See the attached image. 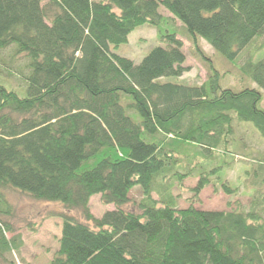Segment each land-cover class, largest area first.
Here are the masks:
<instances>
[{
    "label": "trees",
    "instance_id": "1",
    "mask_svg": "<svg viewBox=\"0 0 264 264\" xmlns=\"http://www.w3.org/2000/svg\"><path fill=\"white\" fill-rule=\"evenodd\" d=\"M161 7L210 61L202 84L160 81L188 71L183 40L162 31ZM144 24L159 29L161 46L139 64L113 52ZM256 37L264 39V0H0V50L28 59L23 88L0 79V264H17L9 255L24 246L5 219L14 216L8 190L64 205L48 216L62 220L50 264H264L261 186L248 210L180 209L173 193L198 178L200 202L221 180L227 157L238 156L236 121L264 138L263 94L223 89L199 42L234 62ZM240 70L264 90V58ZM258 162L248 173L264 186V153ZM137 185L139 211L122 208ZM96 194L116 208L96 217Z\"/></svg>",
    "mask_w": 264,
    "mask_h": 264
},
{
    "label": "rangeland",
    "instance_id": "2",
    "mask_svg": "<svg viewBox=\"0 0 264 264\" xmlns=\"http://www.w3.org/2000/svg\"><path fill=\"white\" fill-rule=\"evenodd\" d=\"M159 12L166 20L162 26V31H176L183 40L184 50L187 54L185 66L188 67V71L183 76H165L160 81L190 86L202 84L207 77L206 64H209L210 61H203L200 55L194 51L189 34L180 21L172 20L170 18L172 17L171 14L162 7ZM263 41L262 37H256L234 62L228 61L205 40L201 39L199 41L201 48L220 73L221 87L234 91H241L245 87L257 89L263 94L262 109H264V90L251 78H244L240 68L248 57H251L254 62L264 58ZM161 45L159 29L151 24H144L131 32L127 43L117 48L113 47V52L130 58L136 64H139L152 49ZM14 51V46L0 50V79H6L14 88L21 89L25 86L24 75L27 73L28 59L24 56H15ZM234 125L238 140V156L233 158L229 155L227 157L229 161L234 160L232 165L220 172L221 180L214 179L213 183L215 185L212 184L202 191L200 202L192 200L193 193L191 192V189L196 186L198 178H188L181 186L176 184L173 193L177 197V208H187L194 204L196 208L202 210H248L253 200L255 187L261 186L264 190V186L260 185V182L253 180V173H248V171H252V167L258 165V159L264 153V138L256 132L251 122L236 121ZM198 156L199 153L193 155L194 158ZM222 181L233 187H238V192L234 195L226 194L219 184ZM153 196L158 198L155 193ZM129 197V202L122 205V208L129 211H139L138 203L144 197L142 186H135ZM7 198L13 205L14 216L5 219L14 227L15 232H20L24 238V246L20 253H12L9 258L16 261L17 264H22V259L31 264H50L52 256L59 246L58 240L62 232V220L60 218H49L48 216L52 212H64V205L60 202L34 200L26 194L13 190L7 191ZM90 204L92 213L96 217H101L106 211L116 208L114 204H104L100 194L94 195L90 200ZM72 215L84 221L79 211H74ZM31 223L37 226L36 232L31 231ZM7 235L10 237L12 234L7 233Z\"/></svg>",
    "mask_w": 264,
    "mask_h": 264
},
{
    "label": "crops",
    "instance_id": "3",
    "mask_svg": "<svg viewBox=\"0 0 264 264\" xmlns=\"http://www.w3.org/2000/svg\"><path fill=\"white\" fill-rule=\"evenodd\" d=\"M58 241H59V240H58ZM58 243H59V242H58ZM58 245H59V244H58ZM58 248H59V246H58ZM58 248H57V250H58ZM57 250H56V251H57ZM56 251H55V252H56ZM52 258H53V256H52Z\"/></svg>",
    "mask_w": 264,
    "mask_h": 264
}]
</instances>
